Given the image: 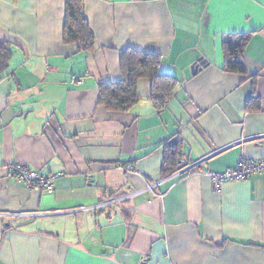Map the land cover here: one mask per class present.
<instances>
[{
    "label": "crops",
    "instance_id": "obj_1",
    "mask_svg": "<svg viewBox=\"0 0 264 264\" xmlns=\"http://www.w3.org/2000/svg\"><path fill=\"white\" fill-rule=\"evenodd\" d=\"M83 13L84 53L63 41L65 0H0V264H264V176L215 192L202 166L177 165L264 156V0H84ZM234 33L250 37L243 73L224 69ZM126 49L176 79L163 109L148 78L128 111L99 103ZM13 163L62 176L27 189Z\"/></svg>",
    "mask_w": 264,
    "mask_h": 264
},
{
    "label": "trees",
    "instance_id": "obj_2",
    "mask_svg": "<svg viewBox=\"0 0 264 264\" xmlns=\"http://www.w3.org/2000/svg\"><path fill=\"white\" fill-rule=\"evenodd\" d=\"M84 0H65L63 41L75 43L78 52H88L94 47V35L83 13ZM248 34H231L222 42L224 69L229 72H244L242 56L249 40ZM11 58L10 45L0 42V71L8 67ZM159 55L126 49L120 58L121 78L102 84L99 103L107 110L128 111L138 102L137 82L148 78L151 82V100L157 110L163 109L173 97L176 79L159 70ZM175 148L164 156L162 171L166 172L169 162L175 163Z\"/></svg>",
    "mask_w": 264,
    "mask_h": 264
},
{
    "label": "built area",
    "instance_id": "obj_3",
    "mask_svg": "<svg viewBox=\"0 0 264 264\" xmlns=\"http://www.w3.org/2000/svg\"><path fill=\"white\" fill-rule=\"evenodd\" d=\"M177 165L189 170H193L194 167L200 169L202 166L204 172L212 182L213 190L215 192H219L222 185L226 182L245 180L254 174L264 176V156L258 159H252L241 155L238 157L234 165L221 171L209 170L206 166L205 158L187 162V158L181 156L177 160ZM7 169L8 176L13 181L23 184L27 189L39 187L48 191L52 190L55 187L56 180L62 176V173L51 174L43 170H32L19 163L9 164ZM159 197H162V194L159 195Z\"/></svg>",
    "mask_w": 264,
    "mask_h": 264
},
{
    "label": "water",
    "instance_id": "obj_4",
    "mask_svg": "<svg viewBox=\"0 0 264 264\" xmlns=\"http://www.w3.org/2000/svg\"><path fill=\"white\" fill-rule=\"evenodd\" d=\"M200 64H204V61H203V60L200 61ZM194 68H196V66H195ZM194 68H193V69H194ZM173 142H174V140H173Z\"/></svg>",
    "mask_w": 264,
    "mask_h": 264
}]
</instances>
